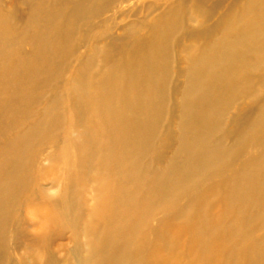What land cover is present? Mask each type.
Instances as JSON below:
<instances>
[{
    "label": "bare ground",
    "instance_id": "obj_1",
    "mask_svg": "<svg viewBox=\"0 0 264 264\" xmlns=\"http://www.w3.org/2000/svg\"><path fill=\"white\" fill-rule=\"evenodd\" d=\"M7 1L0 0V137L12 121L13 106L22 108L25 103L27 108L41 90L54 94L47 112L60 110V120L72 113L73 130H85L69 144L79 154L81 192L88 188L90 169L107 182L102 219L90 235L99 264L106 263L108 254L112 264H125L123 250L110 248L111 238L116 236V223L125 219L119 211L134 213L140 196H146L148 204L135 212L133 220L144 210L141 219L148 226L157 204L194 188L204 196L208 188L197 184L203 173L227 175L237 156L242 165L236 174L264 164V0ZM61 78V87H54ZM235 106L238 113L227 123ZM227 125L231 130L218 139ZM37 138L35 132L27 142ZM170 142H175L176 154L184 156L183 164L167 162L155 169L152 158H164L160 153ZM26 149L25 143L15 149L18 157L6 171L5 185H0L1 214L8 208L3 196L17 186L16 175L26 170L31 159ZM50 150V146L41 148L34 159L55 160ZM63 156L74 161L67 151ZM243 177L236 182L232 203L238 201L248 210L239 222L240 237L247 239L246 223L255 212L244 202ZM65 190L69 193V186ZM45 213L40 215L44 218ZM51 220L57 218L38 223L31 215L38 231ZM141 228H129L123 249L146 244L142 237L149 230ZM192 233L214 236L201 226ZM177 234L176 227L167 224L157 236L168 241ZM136 248L145 261L173 264V253L162 245ZM258 251H264V245L243 252ZM193 252H201V247ZM42 253L34 255V264H61L60 253L49 248L47 256ZM250 255L255 263V254Z\"/></svg>",
    "mask_w": 264,
    "mask_h": 264
},
{
    "label": "rangeland",
    "instance_id": "obj_2",
    "mask_svg": "<svg viewBox=\"0 0 264 264\" xmlns=\"http://www.w3.org/2000/svg\"><path fill=\"white\" fill-rule=\"evenodd\" d=\"M7 2L10 3L11 0ZM25 51L29 52L31 48L26 47ZM180 64L183 66L184 61ZM62 83L61 78L54 87L58 84L61 87ZM255 89L258 90L259 86L256 85ZM67 96L68 93L65 94V97ZM42 97L44 100H41ZM53 97L52 91L41 90L37 93L36 99L27 102V108H23L25 103L22 108L14 105L13 112L10 111L12 121L4 129V137H0V185H5L6 171L18 157L16 148L22 147L25 143L26 150L30 153L26 152L31 157L26 161V170L15 177L17 186L10 188L3 196L8 202V208L3 214L0 212V264H21V260H25L27 264H34V255L40 251L47 256V248L57 254L60 253L61 264H67L65 262L67 260L69 264H78L76 262L78 260L84 264V257L88 258L87 264L89 259L91 264H99L98 254L95 253L90 235L96 231L98 221L102 219L100 212L104 209L106 201L104 187L107 182L100 177L102 174L90 169L88 188L81 192L79 182L81 173L77 172L79 166L76 159L79 154L77 149L69 144L72 140H79L85 130L77 127L73 130L74 121L70 111L64 120H60V110L47 112L46 106ZM66 103H69L68 99ZM183 104H186V101ZM237 107L230 110L226 117L227 123L238 113ZM53 119L57 120L56 125L51 123ZM228 130L231 128L227 125L216 137L224 138ZM35 132L39 138L32 144L28 143L30 135ZM55 135L57 136L54 139ZM47 137L51 140H46ZM229 142L230 146L235 143L234 139H230ZM175 145V142H170L164 154L160 153L164 158H152L155 169L167 162H174L177 167L183 164L184 156L176 154ZM49 146L51 149L49 153H52L55 160L49 161L46 156L42 157V161L34 159V155L40 153L41 148ZM97 147L101 148L98 144ZM64 151H67L69 156L73 155L74 161L68 160V157L64 159ZM106 152L109 156V148ZM238 158L237 156V161H234L233 168L227 175L216 176L213 175V171H207L199 177L197 184L200 186L205 183L208 188L204 196L201 191L192 187L194 190L182 192L169 202L157 204L148 226L141 219L144 210L137 220H133L135 212L144 209L145 204H148L149 199L140 196L136 208L133 209L134 213L129 209L119 211L118 215L125 219L120 224L116 223L114 231L116 236L111 238L110 248L123 250L125 264H159L145 261L146 259L137 253L136 247L147 249L161 245L163 249L173 253V264H264V251L243 252L250 249V246L262 248L264 245V164H253L246 174H236L239 165H242V160L238 161ZM94 165L97 166V163ZM71 170L74 172L73 176ZM241 176H244L243 195L247 196L244 202L251 206L252 214L255 212L249 223H246L250 229V237L247 239L240 237L239 222L240 216L246 215L248 210L238 201L232 203L236 182H239ZM220 185L223 187L217 189ZM68 186L69 193L65 190ZM70 200L71 205L68 206ZM42 211L46 212L44 218L40 215ZM182 213L185 215L182 216ZM32 214L36 215L38 223H44L48 217L57 220H51L43 231H38L31 221ZM167 224L176 227L178 234L168 241H161L157 234L164 233ZM135 225L142 226L143 231L148 228L146 237H142L143 242L145 239L147 242L123 249L125 236L129 228ZM200 226L202 230L212 231L214 236L209 238L210 236L205 233L193 237L194 227ZM199 247L201 252L194 254L193 251ZM250 254H255L257 259L255 263L251 261L253 255ZM107 256L105 264H112L113 258L109 257L110 254ZM192 256L197 258L193 259Z\"/></svg>",
    "mask_w": 264,
    "mask_h": 264
}]
</instances>
